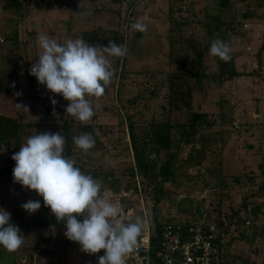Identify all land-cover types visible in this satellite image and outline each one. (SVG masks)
Returning a JSON list of instances; mask_svg holds the SVG:
<instances>
[{
	"label": "rangeland",
	"instance_id": "rangeland-1",
	"mask_svg": "<svg viewBox=\"0 0 264 264\" xmlns=\"http://www.w3.org/2000/svg\"><path fill=\"white\" fill-rule=\"evenodd\" d=\"M218 1L22 0L24 17L0 2V116L21 124L17 141L8 139L31 175L0 178V264H96L85 208L71 203L64 213V169L81 203L144 185L153 232L155 218L189 221L199 204L204 221L230 228L226 264H264V0H230L228 9ZM15 30L17 54L4 38ZM84 32L98 43L85 46ZM217 32L229 36L237 78L217 75ZM27 68L42 73L29 80ZM202 72L197 85L192 75ZM172 81L192 92L189 107L169 105ZM189 113L201 115L193 129L179 125ZM151 123L172 128L169 149L151 155L156 174L145 178L135 171L130 136L139 147L151 143ZM10 157L0 147V169ZM165 164L173 165L166 177L158 173ZM255 207L256 217L248 212ZM253 226L259 231L250 237Z\"/></svg>",
	"mask_w": 264,
	"mask_h": 264
},
{
	"label": "built area",
	"instance_id": "built-area-1",
	"mask_svg": "<svg viewBox=\"0 0 264 264\" xmlns=\"http://www.w3.org/2000/svg\"><path fill=\"white\" fill-rule=\"evenodd\" d=\"M135 187L112 195L103 194L88 210L89 222L95 227L88 246L97 264H104L103 258H108L106 264L225 263L228 236L224 234V227L198 219L181 220L176 224L164 223L159 228L155 226L153 232L144 193L139 183ZM245 225L249 226L250 221Z\"/></svg>",
	"mask_w": 264,
	"mask_h": 264
},
{
	"label": "trees",
	"instance_id": "trees-1",
	"mask_svg": "<svg viewBox=\"0 0 264 264\" xmlns=\"http://www.w3.org/2000/svg\"><path fill=\"white\" fill-rule=\"evenodd\" d=\"M117 1V0H116ZM119 1V0H118ZM248 0H238V2L240 3H246ZM0 2L3 4V7L6 9H11L12 10V14H14V16L16 17H24V15L27 14V10L24 8L22 0H0ZM36 2V0H35ZM35 2H33L32 4H35ZM55 3H57V0H54ZM53 2V3H54ZM54 3V4H55ZM218 4L220 6L221 9H228L230 7V0H219ZM36 7H38V9L40 10L42 8V4L40 6L39 3H37ZM53 7H56V5H53ZM124 19L129 22V21H133V17H132V12L131 10L126 14V16L124 17ZM217 25L220 24L219 19L216 21ZM220 27V25H219ZM219 27L217 29H219ZM230 30V29H229ZM231 30L234 32V28H231ZM227 31V30H226ZM217 38L215 40H213V42H211L210 47L214 48L216 51V62H217V69H218V77L220 80L223 79H233V78H237L240 76V73L236 70L235 66H234V62L231 59V54L230 52L227 50V44L229 42V36L227 34H220L219 32L216 33ZM17 31L15 30L12 33V36L8 37L4 36V38L6 39V41H12L14 42L15 46H13V48L15 49L14 52L15 54H17V45H19V42L17 41ZM120 37H118V41H119ZM82 40L83 43L86 45H91V44H96L98 43L99 39L98 36L94 35L92 32L88 33V32H84L82 35ZM34 43V42H33ZM190 47L192 49H195L191 46ZM209 47V48H210ZM206 47V49H209ZM204 51V50H203ZM200 53V55L202 54V52H198ZM91 65V64H90ZM18 71V69H17ZM21 71V70H20ZM26 72V75L28 77L29 80H32V75L34 74L35 76L37 75V72H41L40 70L32 69V68H27L24 70ZM19 72V71H18ZM42 73V72H41ZM193 78H195V82L201 85L202 83V79L205 77V74L202 73H196L192 75ZM219 80V82H221ZM33 84V83H32ZM200 85L198 87H200ZM171 95L169 96V100L168 103L170 106H172L175 109H179V107H189L190 105V101L192 99V92L187 88V85L182 84L181 82L177 83V82H171ZM190 118H188L185 122H183L182 124L179 125H188L190 129H193L195 127V124H197L200 121V117L201 115L197 114V113H192L190 114ZM128 128L129 131L131 133L132 131V123L128 124ZM62 136L65 137V139L67 140V143L69 144L68 140H69V129L71 128V126L65 121L62 125ZM21 124H19V122H17L16 120L13 119H7L4 118L2 116H0V147L2 148H9L11 149L10 143H9V139H14L15 141H17L18 139V135L19 132L21 130ZM172 128L171 124H167V123H161V124H155V123H151L149 124V130H148V135L150 136V142L149 144H145L142 147H139L136 142L134 137L131 135L130 139H131V143H132V151H133V156H134V162H135V171L138 172V174L140 176H143L145 178H150V177H154V175L156 174V160L159 156V153L161 151H166L169 149V144H170V130ZM194 130H191V132L189 134H187V136H190L193 133ZM9 138V139H8ZM4 139V141H3ZM8 139V140H7ZM95 140H91L90 143L88 144H95ZM68 144L66 145V148H69ZM84 148H87V143L83 144ZM149 150L147 154L146 150ZM155 154L157 156V158H152L151 155ZM172 166H169L168 164H165L163 166L160 167V170L158 171V173H161L162 175H164V177L168 176V173L170 171ZM72 175L74 177V174L71 172H68L66 169H64V171H62L61 173V181H60V186H59V191H60V195L62 198V201L64 203L63 209H64V213L67 215L69 214L71 211L69 209H67L69 204H74L76 206V209H80L81 207L85 208V214L82 217L83 219V225H82V229L83 231H85L86 233H88V238L92 236V233L94 231V225H92L89 222V215H88V210L91 206L92 203L96 202L99 198H92L89 202H83L81 203L78 198L76 200H74V194L78 193V185L76 184V186H71L67 183V179L69 177V175ZM130 174L132 176H134V172L130 171ZM29 177L31 176L29 171L25 168H19L17 166V159L16 156H12L10 157V164L6 167H3L0 169V178L2 177ZM140 184V183H139ZM143 184V181H142ZM111 187L113 188V184L111 185ZM135 187V186H134ZM141 187V184H140ZM128 189V188H127ZM136 189V187L134 188ZM145 186L143 185V188L141 187L142 192L144 193ZM133 190V189H131ZM262 190L264 192V185L262 186ZM163 197L164 194L160 193L157 197H156V203H158L160 201V197ZM245 207V206H244ZM253 208H251L250 210H252ZM181 210V209H180ZM183 210V209H182ZM184 212L186 210H183ZM250 213V211H248ZM248 213V218H250V214ZM194 218L192 220L189 221H194L197 218H195V214H194V210H193V215ZM203 220H205V216L203 218ZM244 221L246 222V217L244 218ZM178 222H181L180 219H163V220H158L157 218L154 219V224L156 226V228H159L160 226H162L164 223H168V224H176ZM244 222V225H245ZM211 223L224 227V234L229 236L230 234V228H228L226 225H224V221H221L220 219H213L211 220ZM235 224L237 223V221L235 220L234 222ZM9 224H13V222H9ZM263 228V227H262ZM252 231V234H250V232ZM259 231L258 228H250V230L248 231L249 234L251 235L250 237H253L255 235V232ZM245 233V232H244ZM247 235V232L245 233ZM89 238V239H90ZM226 258V257H225ZM97 264V263H96ZM226 264V259H225V263Z\"/></svg>",
	"mask_w": 264,
	"mask_h": 264
},
{
	"label": "water",
	"instance_id": "water-1",
	"mask_svg": "<svg viewBox=\"0 0 264 264\" xmlns=\"http://www.w3.org/2000/svg\"><path fill=\"white\" fill-rule=\"evenodd\" d=\"M139 34H136L135 38H138ZM182 68H184L185 66H187L188 64V60L187 59H183L181 60L179 63H178ZM164 111V109H162ZM10 156H13L16 152L15 149H9L7 147L4 148ZM120 184L119 183H115L114 184V190L117 191L118 188H119ZM259 207H255L251 210V215L256 217L257 216V213L259 212ZM194 214L196 216V218L198 219V221H202L204 216H205V212L201 209L200 205L199 204H196L195 207H194ZM108 258H103L102 259V263L106 264L108 262Z\"/></svg>",
	"mask_w": 264,
	"mask_h": 264
},
{
	"label": "crops",
	"instance_id": "crops-1",
	"mask_svg": "<svg viewBox=\"0 0 264 264\" xmlns=\"http://www.w3.org/2000/svg\"><path fill=\"white\" fill-rule=\"evenodd\" d=\"M21 259H22V262H26L27 261V257L26 256L25 257H22Z\"/></svg>",
	"mask_w": 264,
	"mask_h": 264
}]
</instances>
